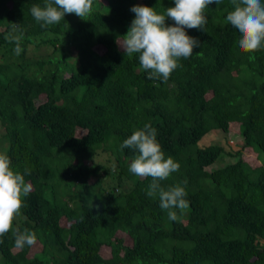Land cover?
I'll use <instances>...</instances> for the list:
<instances>
[{
  "label": "trees",
  "instance_id": "obj_1",
  "mask_svg": "<svg viewBox=\"0 0 264 264\" xmlns=\"http://www.w3.org/2000/svg\"><path fill=\"white\" fill-rule=\"evenodd\" d=\"M44 4L0 0V152L32 185L0 264H264V47L239 49L230 0L185 29L199 44L166 81L119 41L133 5L162 14L174 0H92L89 15L41 27L30 9ZM21 32L17 56L7 37ZM146 123L180 166L160 182L185 187L175 221L121 147ZM17 228L35 244L17 249Z\"/></svg>",
  "mask_w": 264,
  "mask_h": 264
},
{
  "label": "clouds",
  "instance_id": "obj_2",
  "mask_svg": "<svg viewBox=\"0 0 264 264\" xmlns=\"http://www.w3.org/2000/svg\"><path fill=\"white\" fill-rule=\"evenodd\" d=\"M221 0H174V6L158 14L153 7L133 5L130 9L135 14L128 31L123 36L121 47L125 54H139L140 66L149 78H162L166 81L170 74L179 67L181 58L191 56L199 40L190 36L185 29L203 30L206 24L205 9ZM232 10L226 15V21L238 33V47L252 53L264 47V3L262 0H230ZM92 11V0H45L43 6L33 5L31 15L41 27L58 24L66 13L85 17ZM166 18L174 24H166ZM12 31L20 32L14 25ZM20 35H9L7 39L15 42L14 52L18 56L22 49ZM157 130L150 124L134 130L122 143V148L136 152L129 169L141 178H151L147 195L158 197L161 209L167 210L169 220H177V211L186 210L189 205L185 199V187L176 184L162 187L161 181L179 170V164L172 157L165 158L157 141ZM25 174L30 170L25 168ZM185 185L187 181L183 182ZM32 185L25 182L24 175L10 167V158L0 152V237L13 231V221L23 207L22 197L27 196ZM98 207V206H97ZM14 246L23 249L36 242V234L25 228L15 229ZM264 243V240H262Z\"/></svg>",
  "mask_w": 264,
  "mask_h": 264
},
{
  "label": "rangeland",
  "instance_id": "obj_3",
  "mask_svg": "<svg viewBox=\"0 0 264 264\" xmlns=\"http://www.w3.org/2000/svg\"><path fill=\"white\" fill-rule=\"evenodd\" d=\"M120 43H122V42L119 41V45H120ZM120 46H121V45H120ZM97 49L100 50V47H97ZM209 135H210V134H209ZM211 135H212V134H211ZM211 135H210V136H211ZM99 159H100V160H105V155H101V156L99 157ZM120 236H122V237L124 236L126 242L129 243V238H128L125 234L122 233ZM255 243L258 244L259 246H262V245H263V244H262V240L259 239V238L255 240ZM35 251H36V247L33 246L32 249L30 250L29 255H31V254L34 253ZM102 253H103L105 256H108V255H109V249H108L107 247H103V249H102Z\"/></svg>",
  "mask_w": 264,
  "mask_h": 264
}]
</instances>
